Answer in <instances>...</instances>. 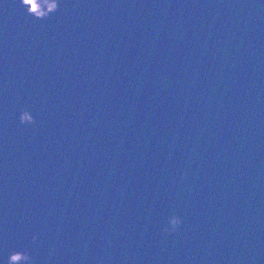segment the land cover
Masks as SVG:
<instances>
[{"label":"water","instance_id":"95a60500","mask_svg":"<svg viewBox=\"0 0 264 264\" xmlns=\"http://www.w3.org/2000/svg\"><path fill=\"white\" fill-rule=\"evenodd\" d=\"M25 248L264 264V0H0V264Z\"/></svg>","mask_w":264,"mask_h":264},{"label":"clouds","instance_id":"9594fccd","mask_svg":"<svg viewBox=\"0 0 264 264\" xmlns=\"http://www.w3.org/2000/svg\"><path fill=\"white\" fill-rule=\"evenodd\" d=\"M20 3L25 7L26 12L37 19H45L59 8V0H20ZM19 121L23 125H31L35 123V116L28 110L23 108L20 111ZM183 178H187V173H184ZM182 218L178 214H172L168 217L167 223L163 226L164 233L176 232L182 224ZM37 236H32V241H36ZM56 245L52 244L49 248L48 255L54 256ZM8 264H34L33 258L28 249L13 250L7 258Z\"/></svg>","mask_w":264,"mask_h":264}]
</instances>
